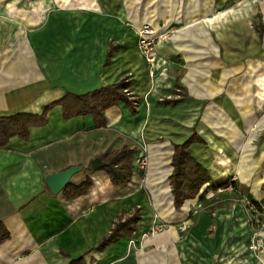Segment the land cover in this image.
<instances>
[{
    "label": "crops",
    "instance_id": "1",
    "mask_svg": "<svg viewBox=\"0 0 264 264\" xmlns=\"http://www.w3.org/2000/svg\"><path fill=\"white\" fill-rule=\"evenodd\" d=\"M144 23L172 30L151 77L136 45ZM121 79L135 113L119 102L95 129L90 116L64 121L57 106L27 141L13 137L0 148L8 232L0 264H264V230L255 229L246 199L264 224V0H0V117L40 115L66 93ZM192 135L203 143L188 151L211 183L199 192L204 199L176 209L173 146ZM124 146L147 154V170L113 186L90 162ZM77 165L69 184L89 179L87 193L52 195L44 177ZM235 188L245 189L238 204L218 198ZM216 203L223 206L209 210ZM134 209L135 232L97 251L116 218ZM154 222L165 229L142 238Z\"/></svg>",
    "mask_w": 264,
    "mask_h": 264
},
{
    "label": "trees",
    "instance_id": "2",
    "mask_svg": "<svg viewBox=\"0 0 264 264\" xmlns=\"http://www.w3.org/2000/svg\"><path fill=\"white\" fill-rule=\"evenodd\" d=\"M257 34L262 33L260 23L255 25ZM113 47L109 49L104 60V65L110 61ZM129 82L127 79H121L118 82L100 87L86 94L76 95L66 93L60 100L47 105L40 115L29 114H14L8 117H0V148L5 147L8 141L17 137L20 140L27 141L29 138V130L31 128L44 127L48 122V113L54 107H60L62 110V118L68 121L77 117L90 116L93 120L95 129H100L105 126L104 113L107 109L123 102L127 105L131 113H135V105L129 100L127 92ZM203 143L200 138L192 135L180 145L173 146V154L170 165L172 167L169 176V186L173 199L174 208L178 209L181 204L188 199H202L199 192L205 184L211 183V179L205 169H203L191 157L188 148L191 144ZM135 148L126 146L117 151L100 156V159L105 166L102 170L107 174L110 183L113 186H124L130 180L135 172L142 176L143 171H138L135 166V160L138 158ZM226 183L212 184L209 189L216 190ZM233 183H231L232 185ZM91 186L89 179H86L81 185L73 187L68 184L62 191L63 196L67 200L76 199L87 193ZM249 203L258 210L257 204L251 200ZM123 213L116 218L108 235L103 238L95 248L97 251H102L103 248L113 242H116L121 237H129L136 230V223L140 219L138 209L128 213L122 220ZM8 239V232L0 223V243ZM67 264H86L83 257L71 259Z\"/></svg>",
    "mask_w": 264,
    "mask_h": 264
},
{
    "label": "built area",
    "instance_id": "3",
    "mask_svg": "<svg viewBox=\"0 0 264 264\" xmlns=\"http://www.w3.org/2000/svg\"><path fill=\"white\" fill-rule=\"evenodd\" d=\"M171 33H172V30L170 28H167V29L159 28L158 29L146 23L142 24L136 30L137 51L140 57L142 58L145 66L147 67L150 77L153 75L152 69L157 60L158 47L169 39V36ZM140 155L135 160V166L138 171L139 170L143 171L141 168L143 166L144 156L142 153ZM247 204L249 205L250 211L253 214H257L255 211V208L248 201H247ZM255 223H258V221L255 220ZM164 227H165L164 225L154 222L149 228V230L147 231V233L142 235V238L152 237L156 235L158 232H160L161 229H163ZM179 229L184 230L185 226L181 225ZM258 239L256 240L255 247L261 246V242Z\"/></svg>",
    "mask_w": 264,
    "mask_h": 264
},
{
    "label": "water",
    "instance_id": "4",
    "mask_svg": "<svg viewBox=\"0 0 264 264\" xmlns=\"http://www.w3.org/2000/svg\"><path fill=\"white\" fill-rule=\"evenodd\" d=\"M104 166L105 163H103L101 159L98 157L94 158L90 162V169L92 171L101 169ZM81 170L82 167L77 165V166H70L62 171L47 174L43 179L44 185L52 195H58L69 184L70 179L74 175L78 174Z\"/></svg>",
    "mask_w": 264,
    "mask_h": 264
},
{
    "label": "rangeland",
    "instance_id": "5",
    "mask_svg": "<svg viewBox=\"0 0 264 264\" xmlns=\"http://www.w3.org/2000/svg\"><path fill=\"white\" fill-rule=\"evenodd\" d=\"M146 153H144V151H143V156H144V158H143V166H142V170L146 173V170H147V166H148V158H147V154L145 155ZM139 171H141V170H139ZM135 180L137 181V179L135 178ZM143 181V179L139 182L140 184H141V182ZM143 183V182H142ZM230 191V193H231V196L229 195V196H224V197H218L219 199H234L232 202H230V203H233V204H238V202H237V199H245V197H242L243 195L242 194H244V192H245V189H243V188H235L234 190H229ZM199 195H200V193H199ZM202 196V195H201ZM197 198V197H196ZM202 199H204L203 198V196H202ZM210 199H215V197H212V198H210ZM214 203V202H213ZM227 204V203H226ZM218 206L219 207H221V206H223L222 205V203L221 204H219V203H216V204H212V206H209V210L210 209H213V208H218ZM246 207V206H245ZM247 207H248V209L250 210V208H249V205L247 204ZM255 211H256V213L257 214H253L251 211V216H253L254 215V217H253V219H255V220H258V223H255V229H257V230H259L260 232H261V230H264V224H261V219H260V216H259V211L257 210V209H255ZM260 219V220H259ZM165 228H163V229H161V231L162 230H164ZM147 233V232H146Z\"/></svg>",
    "mask_w": 264,
    "mask_h": 264
}]
</instances>
